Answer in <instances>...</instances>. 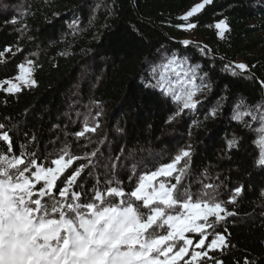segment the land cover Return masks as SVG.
Instances as JSON below:
<instances>
[{
    "label": "trees",
    "instance_id": "1",
    "mask_svg": "<svg viewBox=\"0 0 264 264\" xmlns=\"http://www.w3.org/2000/svg\"><path fill=\"white\" fill-rule=\"evenodd\" d=\"M192 1L0 0V50L17 44L23 49L15 57L6 54L8 63L0 64V79L14 76L16 65L26 57L40 65L35 74L37 87L15 96L0 91V122L15 126L18 143L29 139L25 132L34 134L32 150L44 155L58 151L66 142L81 156L99 147L100 166L92 170L91 178L85 175L83 180L89 189L97 178L101 182L111 179L104 167L109 158L122 155L116 175L123 186L132 188L134 183L129 184L128 178L133 175V165L138 177L191 145L193 191L200 187L196 181L216 182L215 177L229 181V187L246 186L238 203L228 205L238 215L223 224L235 245L226 264H233V258L242 259L245 248L253 257H264V168L254 164L258 149L252 143L259 125L248 130L231 119L241 95L249 104L264 98L258 82L264 80V0H214L194 18L198 23L194 31L201 39L198 44L208 45L213 50L211 56H202L195 44L183 46L180 39L185 32L174 27ZM23 10L31 13L26 16L28 31L18 36L19 25L5 22ZM223 17H227L231 32L221 40L208 25ZM161 46L167 54L176 51L189 56L190 63L199 62L201 74L209 73L206 82L212 87L206 98L199 96L203 102L197 111L186 110L171 123L167 120L176 105L159 89L146 86V69L149 61H159ZM62 52L66 55H60ZM236 59L256 65V79L249 81L221 71L223 63ZM221 97L227 98L222 110L215 119L205 121L206 110ZM94 100L103 102V127L77 141L73 133L81 129L83 116ZM193 120L201 121L200 126L194 127ZM245 123L252 122L246 119ZM234 135L242 138L239 146L226 151V140ZM101 140L105 142L100 144ZM204 169L209 171L207 177L202 176ZM221 192L226 200L229 192Z\"/></svg>",
    "mask_w": 264,
    "mask_h": 264
},
{
    "label": "snow or ice",
    "instance_id": "2",
    "mask_svg": "<svg viewBox=\"0 0 264 264\" xmlns=\"http://www.w3.org/2000/svg\"><path fill=\"white\" fill-rule=\"evenodd\" d=\"M213 3L214 0H201L194 4L177 17L181 22L174 27L184 31L196 29L198 23L194 18ZM28 14L30 10H23L5 23L19 25L18 36L25 34ZM208 27L214 28L221 40L231 32L227 17L215 20ZM181 43L188 47L195 42L184 39ZM195 47L202 56L212 55L213 50L206 44L195 43ZM22 51L18 44L5 45L0 50V64L8 63L6 54L15 57ZM157 52L159 62L149 61L146 69V86L159 89L176 105V111L167 120L171 123L186 110L197 111L203 101L196 97L206 98L212 87L206 82L209 73L201 74L199 62L190 63L189 56L176 51L169 55L163 46ZM220 59L223 61L225 57ZM39 67L37 60L26 57L16 65L14 76L0 79V91L15 96L37 87L35 74ZM255 67L244 61H228L223 63L221 71L251 81L256 79ZM258 82L264 90V80ZM226 99L221 97L206 110L204 120L215 119ZM102 104L94 100L88 106L81 129L73 133L77 141L86 134L98 133L103 127ZM231 119L248 130L258 123L257 137L252 141L258 149L254 164L264 168V98L249 104L241 95ZM246 119L252 123H245ZM200 123L192 121L194 127ZM14 127L0 122V145H3L0 147V264H226L233 255L231 249L235 245L223 224L238 215L228 205L238 203L246 186L229 187V181L215 177L216 182L196 181L200 187L193 191L191 145L180 148L168 162L145 170L138 177L137 167L133 165V175L128 178L129 184L134 183L132 188L123 186L116 175L122 155L109 158L104 167L111 179L101 182L97 178L89 189L83 180L85 175L91 178L92 170L100 166L99 147L81 156L74 154L72 145L66 142L58 151L44 155L32 150L36 142L34 134L25 132L29 139L18 143ZM241 139L235 135L227 139L226 151L237 149ZM208 175V169H204L202 176ZM221 190L229 192L226 200ZM261 195L264 196V190ZM233 264H264V257H253L245 248L242 259L233 258Z\"/></svg>",
    "mask_w": 264,
    "mask_h": 264
},
{
    "label": "rangeland",
    "instance_id": "3",
    "mask_svg": "<svg viewBox=\"0 0 264 264\" xmlns=\"http://www.w3.org/2000/svg\"><path fill=\"white\" fill-rule=\"evenodd\" d=\"M199 2H201V0H193V1H192V4L189 6V8H188L187 10H189L194 4L199 3ZM187 10H185L184 12H186ZM184 12H182L181 15H182ZM181 15H180V16H181ZM183 31H184V30H183ZM184 32H185V35H184V37H182V38L180 39V43H181V41L184 40V39L192 40V41H194L195 43H200V42H201L200 37H198V36L196 35L194 29H193V30H190V31H184ZM195 43H194V44H195ZM181 44H182V43H181ZM169 55H170V54H169ZM235 61L239 62V61H243V60H241V59H236ZM157 62H159V61H157ZM77 90H79V89L77 88ZM77 93H78V92H77ZM199 96H200V95H198L196 98L198 99ZM79 100H81V99H79ZM77 104H78V103H76V105H77ZM93 113H94V112H93ZM192 238L195 239V238H196L195 235H193Z\"/></svg>",
    "mask_w": 264,
    "mask_h": 264
}]
</instances>
